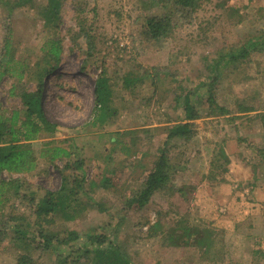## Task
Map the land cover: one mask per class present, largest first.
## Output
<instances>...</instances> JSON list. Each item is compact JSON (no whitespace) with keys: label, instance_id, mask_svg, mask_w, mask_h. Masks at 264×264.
<instances>
[{"label":"rangeland","instance_id":"rangeland-1","mask_svg":"<svg viewBox=\"0 0 264 264\" xmlns=\"http://www.w3.org/2000/svg\"><path fill=\"white\" fill-rule=\"evenodd\" d=\"M61 1L54 12L49 0H0V54L8 37L15 70L0 82L5 115L24 107L18 92L36 89L31 73L52 58V41L63 48L41 90L57 128L20 135L34 155L31 169L0 171V264L17 262L23 251L13 229L37 220L39 199L60 186L65 161L77 158L76 171L89 181L112 175L115 184L86 182L91 202L101 205L73 220L56 215L45 226L59 235L76 230L78 239L72 248L33 250L32 264H100L93 255L65 259L83 255L89 231L106 235L103 246L113 242L131 264H264V0H198L177 12L160 40L147 39L144 18L170 10L169 1ZM243 47L248 54L235 57ZM102 71L111 89L104 115L94 110ZM185 94L196 113L191 135L167 139L182 120ZM22 119L14 124L24 131ZM56 144L71 155L51 158ZM163 147L165 186L144 206H128Z\"/></svg>","mask_w":264,"mask_h":264},{"label":"trees","instance_id":"trees-1","mask_svg":"<svg viewBox=\"0 0 264 264\" xmlns=\"http://www.w3.org/2000/svg\"><path fill=\"white\" fill-rule=\"evenodd\" d=\"M49 1L50 5L48 7L51 6L54 12H57L62 1ZM163 1L171 2L170 10L162 14L147 15L144 18V34L147 36V39L160 40L168 36L175 26L173 18H175L177 12L185 9L191 11L195 9L198 2V0ZM47 13H45L46 16ZM86 36L88 37L87 34ZM258 42H261V44L264 45V37L260 38ZM258 42H255V39H253L249 46L253 47V44ZM62 51V44H59L58 40L52 41L48 52L53 59H46L45 57L42 65L37 61L35 63L36 67L31 73H36L37 76L38 83L36 89L22 90L18 92L24 107L13 109L9 115H5L2 110L0 111V171L8 170L19 172L31 169L35 163L34 155L32 154L31 148L28 147V143H19L20 135H23L24 140H29L32 138V135L36 134L41 129L55 130V128H57L58 125L54 122H50L45 115L41 103V90L43 76L53 69L54 62H59ZM248 51V48L243 47L238 55H234L233 53L232 55L235 57L246 56ZM12 52V45L10 44L9 38L6 37L0 54V82L3 79V76L7 75L8 72L13 73V71H15L12 67H9L10 61L14 60ZM14 62L18 63L19 67H21V63L16 60ZM19 74L20 76L23 75L20 72ZM124 81L128 84L131 79L126 78ZM94 91V110L102 111L103 115L110 112L109 102L111 100V89L109 87L108 78L103 71L96 79ZM210 102L215 105L214 100L211 97ZM215 106L218 110L225 111L222 106ZM181 116L182 120L170 127L166 136L167 139L178 135H191L190 132L193 125L191 120L196 116V113L189 94L183 95ZM17 119H22L20 121V126L25 128L24 131H21L14 124ZM262 119L264 122V113ZM61 155L69 157L71 151L65 146L54 145L51 158L59 157ZM62 166L60 186L55 190H46L35 206L34 212L37 220L33 223L29 222L24 225L20 224L13 229L14 245L23 251L18 254L17 262L15 264H32L33 259L31 258V253L33 250H41L42 252L49 250L56 251L57 246L67 244L72 248V242L76 241L79 236L76 230H70L65 235H59L53 230L50 231L45 225L51 223L56 215L73 220L83 214L88 207L97 203L98 205H101L98 201L96 203L91 202L92 197L90 198L87 194L88 188L85 186L87 185L86 182L89 180L85 171H76L78 168L83 167V159L77 158L73 162L67 160ZM166 166L167 152L166 148L163 147L154 168L151 169L146 176L143 187L127 201L128 206H144L150 200V197L155 190L165 186L169 177L168 173L165 171ZM89 184L91 188L95 185L107 188L114 186L115 182L113 181L112 175H108L104 176L100 182L92 179L89 181ZM31 194L34 195L35 193L31 192ZM83 195L87 198H83ZM35 225L36 227L33 228ZM85 239L88 243V248L82 253L83 255L72 253L71 255L69 252L65 257L67 261L70 258L75 262H79L80 257L82 258L93 255L94 263L96 262L95 260H97L100 264H131L121 252L120 248L113 244V242L110 241L108 245L103 246L107 239L106 235L100 233L93 234L89 231L85 233ZM62 261L63 260L60 261V264Z\"/></svg>","mask_w":264,"mask_h":264}]
</instances>
